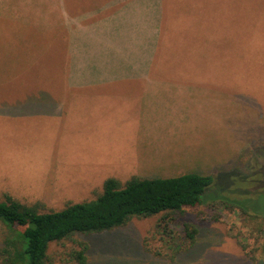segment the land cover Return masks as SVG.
<instances>
[{"label": "rangeland", "instance_id": "374dc122", "mask_svg": "<svg viewBox=\"0 0 264 264\" xmlns=\"http://www.w3.org/2000/svg\"><path fill=\"white\" fill-rule=\"evenodd\" d=\"M182 3L183 8H203L205 30L215 29L220 36V53L214 55L219 54L220 64H214L215 88L211 89L220 104L215 112L219 132L215 128L214 153L212 145L190 151L189 158L183 154L176 163L135 159L118 142L121 128L103 124L106 116L118 119L115 108L94 111L93 120L81 128L83 140L70 143L68 133L59 132L65 128L52 118H6L2 89L6 75L0 74V181L8 182H0V199L10 194L25 203H41L46 210H59L69 201L94 200L110 177L123 183L132 176L165 178L200 171L214 177L203 195L204 204L187 207L185 216L171 223L178 235L175 251L178 245L184 249L189 244L183 222L199 229L194 246L179 251L175 260L146 250L147 243L165 246L159 234L152 237L159 214L134 217L111 231L79 234L78 239L90 247L88 264H264V0ZM5 65L0 62V73ZM51 76L23 74L18 81L14 78L11 88L47 86ZM196 129L197 147L213 144L211 134L206 138ZM217 200L236 202L248 213L207 205ZM58 249H63L61 244L52 246Z\"/></svg>", "mask_w": 264, "mask_h": 264}, {"label": "crops", "instance_id": "0c3cea01", "mask_svg": "<svg viewBox=\"0 0 264 264\" xmlns=\"http://www.w3.org/2000/svg\"><path fill=\"white\" fill-rule=\"evenodd\" d=\"M182 5V0H0L5 117L52 118L76 143L94 111L115 108L118 119L106 116L103 124L121 128L118 142L135 159L176 163L212 145L214 153L220 104L211 89L220 36L205 30L203 8ZM23 74H52V82L11 88ZM196 128L201 136L211 134L213 144L197 147Z\"/></svg>", "mask_w": 264, "mask_h": 264}, {"label": "trees", "instance_id": "16d2710c", "mask_svg": "<svg viewBox=\"0 0 264 264\" xmlns=\"http://www.w3.org/2000/svg\"><path fill=\"white\" fill-rule=\"evenodd\" d=\"M213 183L212 175L199 173L165 178L132 176L124 183L110 177L94 200L69 202L59 210H46L41 203H25L5 194L0 199V264H88L90 247L78 239L79 234L111 231L134 217L159 214L152 237L159 234L165 246L151 248L147 243L146 250L175 260L179 251L194 246L199 229L183 222L189 244L184 249L178 245L175 251L178 235L171 223L184 217L187 207L203 205V195ZM207 205L248 213L236 202L217 200ZM239 242L245 249L246 243ZM54 244L63 249L52 250Z\"/></svg>", "mask_w": 264, "mask_h": 264}]
</instances>
